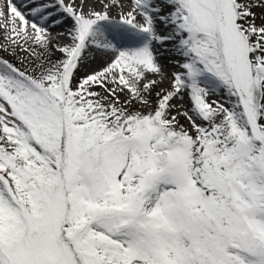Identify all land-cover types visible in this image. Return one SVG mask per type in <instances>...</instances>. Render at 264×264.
I'll use <instances>...</instances> for the list:
<instances>
[{
    "label": "snow or ice",
    "instance_id": "obj_1",
    "mask_svg": "<svg viewBox=\"0 0 264 264\" xmlns=\"http://www.w3.org/2000/svg\"><path fill=\"white\" fill-rule=\"evenodd\" d=\"M0 264H264V0H0Z\"/></svg>",
    "mask_w": 264,
    "mask_h": 264
},
{
    "label": "bare ground",
    "instance_id": "obj_2",
    "mask_svg": "<svg viewBox=\"0 0 264 264\" xmlns=\"http://www.w3.org/2000/svg\"><path fill=\"white\" fill-rule=\"evenodd\" d=\"M17 2H19V0H17ZM65 27H67V25H65ZM63 29L62 28H58V29H55L54 31H62Z\"/></svg>",
    "mask_w": 264,
    "mask_h": 264
},
{
    "label": "rangeland",
    "instance_id": "obj_3",
    "mask_svg": "<svg viewBox=\"0 0 264 264\" xmlns=\"http://www.w3.org/2000/svg\"><path fill=\"white\" fill-rule=\"evenodd\" d=\"M8 59H12V57H7ZM185 103H186V101H185ZM182 123H186V121H183L182 120Z\"/></svg>",
    "mask_w": 264,
    "mask_h": 264
}]
</instances>
